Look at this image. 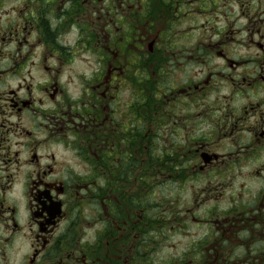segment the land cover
I'll use <instances>...</instances> for the list:
<instances>
[{
	"label": "flooded vegetation",
	"instance_id": "obj_1",
	"mask_svg": "<svg viewBox=\"0 0 264 264\" xmlns=\"http://www.w3.org/2000/svg\"><path fill=\"white\" fill-rule=\"evenodd\" d=\"M172 224L264 264V0H0V264H156Z\"/></svg>",
	"mask_w": 264,
	"mask_h": 264
},
{
	"label": "rangeland",
	"instance_id": "obj_2",
	"mask_svg": "<svg viewBox=\"0 0 264 264\" xmlns=\"http://www.w3.org/2000/svg\"><path fill=\"white\" fill-rule=\"evenodd\" d=\"M195 183H188V190L182 191V197L174 198V206L176 208H183L187 204V200L191 195V191L196 189ZM174 194H180L179 189H174ZM196 193L192 192V195ZM180 198L179 201H177ZM182 201V205H178V203ZM187 207V206H186ZM184 232L179 230L177 224H172V230L164 240L161 235H158V243L161 244V248L158 249V253L156 255V264H178L181 259L180 253L182 250L189 248V244L194 246L196 241H198V233H200V229L196 227V225L189 224L184 228ZM201 231H203V227H201Z\"/></svg>",
	"mask_w": 264,
	"mask_h": 264
}]
</instances>
